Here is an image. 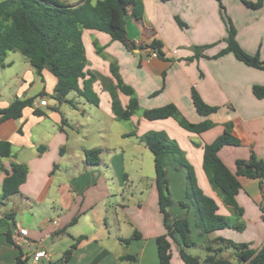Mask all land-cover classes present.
I'll return each instance as SVG.
<instances>
[{"label": "crops", "instance_id": "1", "mask_svg": "<svg viewBox=\"0 0 264 264\" xmlns=\"http://www.w3.org/2000/svg\"><path fill=\"white\" fill-rule=\"evenodd\" d=\"M219 1L236 30L240 48L264 60V0H246L261 3L255 10L240 0ZM143 6L142 20L136 21L130 12L125 16L126 38L133 49L112 42L100 32L82 34L86 70L104 77L108 83L104 87L99 78L92 85L97 106L71 92L66 96V100L72 98L71 103H62L72 111H64L61 103L52 99L57 80L46 70L37 80L32 77L34 70H25L18 77L17 92L0 88V109L15 99L37 97L35 104L41 98L48 102L47 107H38L40 116L33 114L34 108H26L20 119L0 123V141L10 142L12 151V157L0 159V166L9 169L11 163H17L28 168L19 193L0 201V264H20L18 259L33 264L30 256L40 248L48 254L40 264H60L63 253L79 238L81 241L66 264H92L100 256L94 264H159L155 240L166 231L158 209L155 172L148 196L143 198V193L136 191L132 195L140 194L136 204L128 206V161L139 162L141 157L147 160L151 155L154 170L153 156L140 141L150 131L165 132L179 145L193 168L198 187L216 201L219 215L235 223L232 208L223 204L225 208L220 213V198L204 175L203 146L222 134L224 123L231 122L232 134L241 144L218 152L227 169L234 174L236 161L248 160L252 153L264 160V99H256L252 93L254 85L264 86V72L244 65L232 54L214 59L226 47V26L217 0H144ZM175 18L185 27H180ZM136 41L140 43L135 44ZM153 41L162 43L163 58L152 55L148 46ZM94 43L102 48L101 57L106 58L100 59ZM201 46L212 47L194 58L193 47ZM112 63L118 67L124 84L134 90L139 103V110L129 121H118L112 112L107 91V87L115 85L110 72ZM27 74L31 75L29 83L24 81ZM192 89L207 105L219 110L208 117L199 116L192 104ZM118 99L122 107L127 105L126 96L118 93ZM167 104L176 106L190 123L208 119L214 127L196 135L183 130L173 119L143 118L144 110ZM94 150L98 154L87 155ZM135 174L144 177L137 171ZM4 178L0 171V192ZM180 180L179 185L186 189L185 176ZM238 181L236 202L243 211L238 224L243 229L226 228L206 236L205 250L216 237L247 244L253 250L264 247L261 183L246 177H238ZM16 203L29 213L26 220H16ZM172 208L173 219L183 218V209L171 212ZM18 227L28 230L27 244L20 247L6 238L8 232L12 238ZM134 231L140 239L128 245L122 243ZM171 251V263L183 264L174 246ZM125 257L134 260L120 261Z\"/></svg>", "mask_w": 264, "mask_h": 264}, {"label": "trees", "instance_id": "2", "mask_svg": "<svg viewBox=\"0 0 264 264\" xmlns=\"http://www.w3.org/2000/svg\"><path fill=\"white\" fill-rule=\"evenodd\" d=\"M143 1L98 0L93 4L92 0H80L77 5L69 6L55 0H0V68L7 66L4 61L8 53L19 52L26 58L38 77L42 78V72L46 70L56 78L52 99L58 103L70 104L66 96L74 92L88 103L97 106L98 97L93 92L92 85L99 78L104 87L108 83L104 77L86 70L87 60L82 34L84 31L100 32L108 35L112 42H118L128 49H133V44H129L126 38L125 16L130 12L136 21L142 20ZM160 1L166 3L172 0ZM217 1L220 16L226 26V38L223 40L226 47L214 56V59L232 54L244 65L264 72V60H261L258 55L247 54L238 45L236 30L225 8L219 0ZM240 1L253 10L261 6L260 2ZM175 20L180 27H185L178 18ZM210 47L212 46L193 47L194 58L201 57L202 51ZM148 48L154 51L158 58H163L161 42L153 41ZM97 52H100V49H97ZM110 72L115 80V85L107 87L111 97L112 112L118 121H129L139 110L138 100L134 90L122 81L115 63L110 65ZM118 93L128 98L125 107L121 106ZM252 93L256 99H264V86L254 85ZM36 98L15 99L6 108L0 109V123L20 119L26 108H34L33 103ZM191 100L196 113L201 117H208L219 110L218 107L207 105L195 89L191 91ZM33 114L40 116L41 112L38 108H34ZM142 116L148 121L173 119L183 130L196 135L214 127V123L208 119L197 124L190 123L173 104L144 110ZM232 129L231 122L224 123L222 134L211 144L203 146L202 170L222 203L232 208L235 223L219 215L216 201L205 195L198 187L193 168L183 157L182 150L175 141L171 140L165 132L150 131L140 137L141 143L153 156L158 209L166 231L155 240L159 264H172V246L176 248L183 264H264V247L253 250L247 244L234 243L221 237H216L208 243L206 246L208 254L203 261L189 255L186 249L195 247V243L190 239L189 222L186 217L173 219L170 215V208L176 205L184 210L188 208L187 204L176 203L171 198L168 169H173L184 173L185 198L193 207L194 226L199 236H208L226 228L236 231L243 229L242 225L238 224L243 215V211L236 202V195L240 190L238 177L258 180L261 183L263 201L260 204V211L264 221V160L258 159L252 153L248 160L236 161L233 174L218 157V152L223 147L240 146L241 143L233 136ZM38 152L40 153L41 149H38ZM93 154H98V150L87 152V155ZM10 157H12L10 142L0 141V159ZM0 171L5 174L0 192V201L3 203L19 193L28 168L23 164L11 163L9 169L0 166ZM6 238L12 243L9 232L6 233ZM137 239H140V235L134 231L132 236L122 240V243L128 245ZM80 241L81 238L76 239L63 253L60 264H66L69 261ZM228 253L233 254L231 260L227 258ZM100 258L101 256L97 257L92 264ZM129 259L134 260L132 257H125L120 261ZM18 263L29 264L28 260L20 259Z\"/></svg>", "mask_w": 264, "mask_h": 264}, {"label": "rangeland", "instance_id": "3", "mask_svg": "<svg viewBox=\"0 0 264 264\" xmlns=\"http://www.w3.org/2000/svg\"><path fill=\"white\" fill-rule=\"evenodd\" d=\"M55 1H57L61 4L69 5V6L77 5L80 2V0H55ZM97 1L98 0H92V3L94 4ZM94 44H95L94 48L96 49V54L98 56H100V59H102V57L106 58V56L101 57L102 48L100 46H98V44H96V43H94ZM97 49H100V52H97ZM204 51H202V52H204ZM86 60H87V58H86ZM5 62L8 63L9 65H7L3 69H0V88L4 87V89H11V91L17 92L18 77L20 75L24 74L25 70L31 71L34 69L29 65L26 58L23 55H21V53H19V52L8 53L6 58H5ZM87 65H88V60H87ZM32 77H34V79L37 80V75L35 74V72L33 73ZM30 79H31V75L27 74L26 77L24 78V81L29 83L28 80H30ZM71 99L72 98L69 97V100H71ZM4 100L6 101L7 99L5 98ZM61 106H62L64 111H69V112L72 111L71 107H69L68 105H66L64 103H61ZM130 128L131 127L128 124V130H130ZM128 150H129V148H128ZM148 154H150V153H148ZM184 156L185 155L183 153V157ZM141 158H139V162H137V159H135L133 163H130L128 161V169H129L128 173H130V182H131V183H128V206L135 205L136 201H137V197L140 195V194L134 195V197H132L134 192H136V191L142 192L143 198L144 197L146 198L150 192V187L152 184L150 179L154 176L152 157H151V155H149V159L147 157V160H146V158H142V159ZM137 166L139 168H141L142 172L139 171ZM136 171L138 174L141 173L144 177L139 178L135 174ZM183 175H184V173L181 170L180 171L168 170V177L170 180L169 191H170L171 198L174 202H176V203L182 202L185 204L188 203L187 204L188 205L187 210L183 209V216L182 217L183 218L186 217L190 223V230H191L190 239H191V241H193L195 243V247L190 248L187 251V253L189 255L194 256V257H199V259L201 261H203L208 254L207 251L205 250V244H204L205 237L207 235H204V236L198 235L197 236V230L194 227V210H193V207L191 206L190 202L185 198V190L186 189L179 185V184H182L180 177H183ZM146 178H148V179H146ZM218 204L221 208L220 213H223L222 208H225V206L223 205V203L221 202L220 199H218ZM14 207H15L14 208L15 210H13V211L17 217L16 220L22 221V220H26L28 218L29 213H27V211H25L24 208H20L18 203H16V205ZM175 211H179V207L177 205L174 206L171 210V212H175Z\"/></svg>", "mask_w": 264, "mask_h": 264}, {"label": "built area", "instance_id": "4", "mask_svg": "<svg viewBox=\"0 0 264 264\" xmlns=\"http://www.w3.org/2000/svg\"><path fill=\"white\" fill-rule=\"evenodd\" d=\"M139 43H140L139 41L135 42V44H139ZM152 55L157 56L154 51H152ZM47 106H48V102L45 98L39 99L37 104L33 103L34 108L47 107ZM54 224H56V223H54ZM27 236H28L27 228L18 227L16 229L15 233L13 234L12 244L16 247H20L24 244H27ZM47 258H48L47 252L41 248L36 250L35 252H33L30 256V260L33 264H40Z\"/></svg>", "mask_w": 264, "mask_h": 264}, {"label": "water", "instance_id": "5", "mask_svg": "<svg viewBox=\"0 0 264 264\" xmlns=\"http://www.w3.org/2000/svg\"><path fill=\"white\" fill-rule=\"evenodd\" d=\"M232 257H233V254H232V253H230V254L227 256V258H228L229 260H231Z\"/></svg>", "mask_w": 264, "mask_h": 264}]
</instances>
